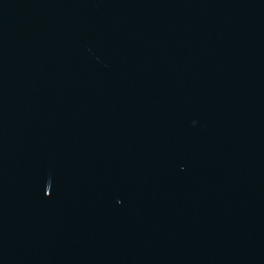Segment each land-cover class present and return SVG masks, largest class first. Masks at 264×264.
<instances>
[{
	"label": "water",
	"instance_id": "95a60500",
	"mask_svg": "<svg viewBox=\"0 0 264 264\" xmlns=\"http://www.w3.org/2000/svg\"><path fill=\"white\" fill-rule=\"evenodd\" d=\"M0 264H264V0H0Z\"/></svg>",
	"mask_w": 264,
	"mask_h": 264
}]
</instances>
